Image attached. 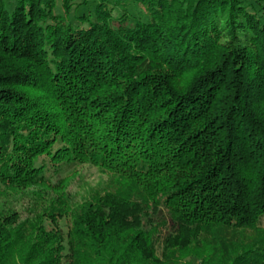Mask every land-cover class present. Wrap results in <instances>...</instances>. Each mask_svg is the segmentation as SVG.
Wrapping results in <instances>:
<instances>
[{"label": "trees", "instance_id": "obj_1", "mask_svg": "<svg viewBox=\"0 0 264 264\" xmlns=\"http://www.w3.org/2000/svg\"><path fill=\"white\" fill-rule=\"evenodd\" d=\"M86 3L0 0V192L44 182L43 158L118 183L24 218L18 195L0 205V264H160L170 227L216 224L253 232L222 239V264H264V0H97L71 18Z\"/></svg>", "mask_w": 264, "mask_h": 264}, {"label": "rangeland", "instance_id": "obj_2", "mask_svg": "<svg viewBox=\"0 0 264 264\" xmlns=\"http://www.w3.org/2000/svg\"><path fill=\"white\" fill-rule=\"evenodd\" d=\"M81 1L73 0L72 10L75 4ZM96 3L97 0H87L86 4L79 5L72 12L71 18L80 16L82 13L88 14L89 12L93 15V9ZM128 10L135 15L142 14L144 11L142 6L135 4L129 7ZM42 161L45 162L43 174L46 179L44 182L20 191L0 192V205L4 206L5 203L9 204L14 199V196L18 195L19 201L12 205L18 209L21 218H24L29 215L28 210L31 206L39 212L50 208L49 202L52 198L58 197L63 199L69 196V199H71L69 203L79 205L84 200H87V197L91 193L118 183L115 177H112V175L91 164L70 163L52 166L47 158H43ZM27 192L33 193L36 196L41 195L39 198L40 201L33 200L35 198L33 194L30 195V200L28 195H26L28 194ZM43 194L48 199L47 201L43 198ZM156 210L158 211V209ZM59 220L60 226H63L62 229L65 236L67 227L70 226V220ZM260 223V225L264 226V219L260 220ZM44 225L47 228L49 227L48 220L44 219ZM209 231L208 233H201L192 239L189 238L190 231H182L177 234V230L170 227V232L174 236L176 235L174 244L170 249L166 250L160 241L157 240L155 242V255L159 258L160 264H189L193 262V256H198L202 259L203 264H222L227 259L222 250V239L226 235L233 240L231 244L237 243L235 245H239L242 242L245 244L253 238V232L248 228L241 230L228 229L226 225L216 224L211 226Z\"/></svg>", "mask_w": 264, "mask_h": 264}]
</instances>
